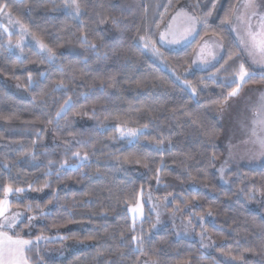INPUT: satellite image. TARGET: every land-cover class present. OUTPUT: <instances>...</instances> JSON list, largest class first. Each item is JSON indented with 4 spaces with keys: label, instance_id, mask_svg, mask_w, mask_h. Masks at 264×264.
I'll return each mask as SVG.
<instances>
[{
    "label": "trees",
    "instance_id": "obj_1",
    "mask_svg": "<svg viewBox=\"0 0 264 264\" xmlns=\"http://www.w3.org/2000/svg\"><path fill=\"white\" fill-rule=\"evenodd\" d=\"M0 2H8L12 15L55 57L49 61L48 53L28 44L10 49L0 34V185L25 189L10 196L11 210L36 217L34 227H24L21 235L48 238L39 242L40 257L30 254L33 264H264V164L232 170L228 186L220 185L216 168L224 150L218 120L222 109L216 101L229 89L220 86L223 77L215 83L209 70L191 69L199 44L212 37L221 43L224 58L240 52L224 75L230 77L243 60L256 73L243 88H264V69L251 66L232 32L240 0H217L207 23L198 21V34L176 50L158 44L166 21L182 6L201 16L212 0H78V19L63 10L62 0ZM85 35L95 49L81 43ZM140 36L149 38L151 46L145 48ZM60 81L68 89L53 91ZM69 96L72 110L47 124ZM118 128L144 135L129 140ZM160 139L163 144L157 143ZM77 151L89 153L85 167H69L80 163L72 155ZM141 186L142 196L150 191L157 200L172 197L181 211L208 219L204 228L214 243L212 253L176 237L170 226L153 232L154 216L146 206L143 219L133 223L127 207L139 199ZM37 205L50 215H40ZM132 235L142 238L143 255L134 251L140 244ZM71 241L87 247L64 258L54 256ZM240 254L242 261L232 260Z\"/></svg>",
    "mask_w": 264,
    "mask_h": 264
},
{
    "label": "snow or ice",
    "instance_id": "obj_2",
    "mask_svg": "<svg viewBox=\"0 0 264 264\" xmlns=\"http://www.w3.org/2000/svg\"><path fill=\"white\" fill-rule=\"evenodd\" d=\"M217 0H212L211 6L208 8L207 11L203 12L201 16H195V15H189L187 12L184 11V9L178 10L176 16L172 17L173 22L176 21L177 17L183 16L186 20L185 26L181 30H174L172 24H169L166 28L164 33H161L160 40L161 42L164 41L166 35H170L171 39L168 40V43L170 44H181L182 42L188 40L190 36H193V34H198L196 30V24L198 21L203 20L204 23H207V18L210 17L213 14V11L216 8ZM196 7H199L197 5ZM258 8V5L254 2V0H243V2L236 6L234 9L235 16L232 21V23H243L247 24V31L245 34L240 35V45H241V51L247 52L248 56L253 57V61L257 63H261L262 66H264V15H261L256 9ZM243 9V12L241 11ZM64 10L69 14L72 15L73 19H77L81 16V4L78 2V0H65L64 4ZM167 11V9H166ZM7 14L9 23H15L19 25L20 29V37L16 41L15 47L20 48L22 42L25 39V36H31L33 40L36 41V45L40 49L41 53L47 52L49 55L46 57L49 61L54 60V54L53 49L49 47L48 44L44 43L43 40H40L36 37V34L34 32H30L28 28L21 23L19 19L13 18L12 11H11V5L8 2H0V15ZM74 13V15H73ZM252 17H257L259 21V30L256 31L253 28V25L251 23ZM228 14H225L224 20H228ZM113 23H117L116 19L113 18ZM0 28H3L4 32H8V28L5 27L3 24H0ZM156 28H159V24L156 25ZM233 31H236V28L232 29ZM11 35V34H10ZM247 37V38H246ZM139 39L141 41H144V47L148 48L151 46L152 42L149 38H146L145 36H140ZM81 43L85 46L91 45L92 48L95 49L96 45L93 44L91 41H89L88 37L85 35L81 41ZM9 45L11 46V39H9ZM22 50V49H21ZM152 51L155 55H159V50L156 49L154 46L152 47ZM240 52L237 53H230L227 55V58H224L221 56L220 58H217L216 54L209 51L207 54H204V50L201 49V53H198V59L200 60V63L205 65L207 69L210 72L209 78L215 82L220 83V80L218 77H223V83H221V87L229 89L226 96H223L221 100L216 101L219 108H224L226 105H228V102L230 99L237 97L240 92L242 91V88L244 85L254 82L256 73L255 71L250 70V66L246 67V61L238 60V67L234 69L231 76L228 77L224 75V73L228 72V68L225 67L226 65H229V61H232L234 59V56H239ZM257 55H259V60H256ZM208 57H211V60L208 59ZM19 59V58H18ZM212 61H215L214 63ZM191 63L195 64L196 60L191 61ZM214 69V71H212ZM223 70V72H222ZM179 78V77H178ZM260 80L264 81V74H261ZM28 81L31 84L32 77L29 75ZM201 82H203V78H201ZM185 86L187 88H190L192 93L195 94L196 89L192 87L191 83L187 80L185 81ZM68 89V85L65 84L63 81H60L57 83V86L53 91H56L57 89ZM74 107V102L72 100V97L69 96L67 99L63 101L62 104H60L58 110L54 114L53 117H49L46 119L47 124H52L54 121L56 123L59 122L60 119H63L68 115V113L72 110ZM253 114L254 118L252 120L251 127L249 129L250 132V138H255L254 142L258 143L261 148V154L264 155V93H262L259 96V99L255 102L253 106ZM148 124H143V128H147ZM117 131H120L121 136H127V137H137L139 135H144L143 132H141L139 129L135 128H118ZM77 143H81L80 141H77ZM159 144H163L164 140L160 139L157 141ZM72 155L76 157L80 163L78 165H69V167L74 168H82L87 165L88 159H89V153L85 152L83 155L79 151L73 152ZM136 163H140V160L137 159ZM7 167V165H5ZM64 165H61V168H63ZM144 167H148V164L145 163ZM161 169L157 168L155 169V173L157 176V183L159 184V173ZM221 174L224 173V168L222 167L220 169ZM47 183L44 184V187H49ZM31 187V185H30ZM37 191L41 189H36ZM0 191L4 193L3 198H0V264H33V260L30 254L35 253L36 257H40L39 252V242L41 240H47V237H44L42 235L35 236V239L33 240L31 238V233H25L23 236L21 235V232L24 227L32 228L34 225L32 224V221L36 219L35 216H25L20 212L12 213L10 211L11 203L9 201V196L21 193L25 191V189L21 187H15L13 188L11 185L2 186L0 185ZM140 195H143V186H141L140 189ZM149 200H151V194H149ZM48 203L51 204L52 200H48ZM171 204V201H168L165 199V206ZM40 209V215L47 216L50 215V212H44L42 208H40L39 205L36 206ZM26 210L28 212L33 211L32 204H28L26 206ZM179 211V208L176 209ZM129 212H132L133 214H139L143 215V205L139 202V200L136 201L135 206L128 208ZM203 220V217L200 218ZM157 221L159 222V213H157ZM133 222H135V215L133 217ZM155 227V225H153ZM27 237V238H25ZM89 239H94L95 237H88ZM65 239V237L60 238ZM130 239L134 242H139L140 247L137 249H134V251H138L140 254H144V249L142 247L143 241L142 238L138 237L137 235H132ZM246 251H253L252 249H246ZM228 255H231V253H226ZM262 256H264V245H262V251L260 253ZM243 254H240L239 256H232V260H243ZM38 264V262H37ZM144 264H149V261L145 260ZM151 264H156L155 261H152Z\"/></svg>",
    "mask_w": 264,
    "mask_h": 264
},
{
    "label": "rangeland",
    "instance_id": "obj_3",
    "mask_svg": "<svg viewBox=\"0 0 264 264\" xmlns=\"http://www.w3.org/2000/svg\"><path fill=\"white\" fill-rule=\"evenodd\" d=\"M63 1V10L65 0ZM243 0H240L238 5H240ZM254 2L258 5L256 9L259 13H264V0H254ZM184 9L189 15H193L189 10L185 7H179L166 21L165 25L159 32L158 36V44L170 50H176L182 48L189 44L193 38L195 37V33L193 36H190L188 40L182 42L181 44H170L168 40L171 39L170 35H166L164 41L161 42L160 35L164 33L169 24H172L174 30H181L186 23V20L183 16L177 17L176 21L173 22L172 17L176 16L178 10ZM243 12V9H241ZM74 15V13H73ZM14 20L16 19L13 16ZM78 19V18H77ZM0 24H3L8 28V32H4L3 28H0V34L2 37H7L6 42L9 45V39H11L10 49L18 50L23 45L28 44L31 45L36 51L40 54L47 56V52L41 53L40 49L36 45V41L33 40L31 36H25L24 41L21 44L20 48L15 47L16 41L20 37V29L19 25L9 23L7 14L0 15ZM240 23H236L235 25H239ZM198 22L196 24L197 30ZM11 34V35H10ZM240 35L241 32L237 30L236 36L240 44ZM202 47H213V51L218 57L217 50H214L215 47H222L221 43L215 38H208ZM201 53V52H200ZM251 66L256 69H264V66L261 63H257L253 61V57L248 56L247 52H243ZM205 55L207 53H204ZM209 59V57H208ZM196 63L192 65L193 70H206L207 67L200 63L198 56H196ZM256 60H259V55H257ZM214 63V61H212ZM14 88L16 90H21L20 86L15 83ZM190 91L191 89L188 88ZM192 92V91H191ZM264 93V88L261 87H250L246 88L244 92H242L238 97L232 98L229 100L228 105H226L218 115L219 124L222 128V136L220 139V145L224 150V158L218 163L216 168V174L218 176V181L221 186H228L229 180L227 178V174L232 170H240L242 168L247 169H258L261 165L264 164V155L261 154V148L258 143L254 142L255 138H250L249 129L252 124V120L254 118L253 114V106L255 102L259 99V96ZM123 138L132 140L134 137L124 136ZM224 168L223 175L220 172L221 168ZM149 194H151V200H149ZM165 199L171 201V204L167 207L165 206ZM139 202L143 205V215L133 214L128 211L129 207H133L134 205H130L127 207V212L130 220L133 222V217L135 215V222H139L144 217V207H148L149 211L154 216V224L155 227H152V231L156 232L162 226H170V228L175 233L176 237L193 240L196 241L202 252L204 254H210L213 251L214 243L211 241V238L207 235L204 224L208 220L201 217H195L188 212L177 211L178 206L173 204L172 197H164L161 200H157L154 198L152 193L149 191L144 196L139 197ZM10 201V196H9ZM12 213L17 212L16 210H11ZM157 213H159V222L157 221ZM134 223V222H133ZM59 239V238H56ZM87 247V244L80 242H68L63 246L59 247L55 252H53L54 256L57 258H64L68 254L72 252H77L81 249ZM225 261L228 259L224 258Z\"/></svg>",
    "mask_w": 264,
    "mask_h": 264
},
{
    "label": "crops",
    "instance_id": "obj_4",
    "mask_svg": "<svg viewBox=\"0 0 264 264\" xmlns=\"http://www.w3.org/2000/svg\"><path fill=\"white\" fill-rule=\"evenodd\" d=\"M260 14H261V15H264V13H260ZM234 16H235V15H234ZM233 19H234V18H233ZM251 23H252V25H253L254 30L258 31V30H259V21H258V18H257V17H252V19H251ZM231 27H232V29H233V28H236V31H233V30H232V32H233V34H234V36H235V38H236V40H237V43L239 44V41H238L237 36H236L237 30H238L239 32H241L242 35L245 34L246 31H247V24L240 23L238 26H237V25L234 26V23H232V24H231ZM197 28H198V26H197ZM208 38H212V37H208ZM208 38H205V39H203V40L201 41V43L199 44L197 50L195 51V54H194V56H193V60L196 59V56H197L198 53L201 52V49L204 50V53H207V52H209V51H211V52L214 53V51H213V47H202V44H204V42H206V40H208ZM246 38H247V37H246ZM221 46H222V45H221ZM239 46L241 47L240 44H239ZM214 50H217V51H216L217 53L219 52L217 58H220V57L222 56V47H215ZM245 56H246V55H245ZM193 60H192V61H193ZM209 60H211V57H209ZM248 61H249V60H248ZM214 62H215V61H214ZM249 63H250V62H249ZM250 64H251V63H250ZM192 65H193V63H192ZM195 70H197V71H207L208 69H206V70H204V69H203V70L195 69ZM258 70H262V69H258ZM246 88H250V87L242 88V91L240 92V94H241L242 92H244V90H245ZM240 94H239V95H240ZM239 95H238V96H239ZM238 96H237V97H238ZM222 109H223V108H222ZM220 112H221V111H220Z\"/></svg>",
    "mask_w": 264,
    "mask_h": 264
}]
</instances>
